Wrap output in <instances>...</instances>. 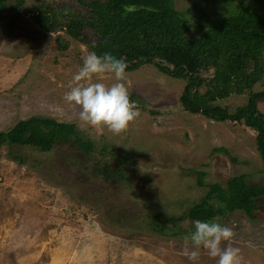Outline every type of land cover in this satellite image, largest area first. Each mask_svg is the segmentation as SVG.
<instances>
[{"label":"rangeland","instance_id":"374dc122","mask_svg":"<svg viewBox=\"0 0 264 264\" xmlns=\"http://www.w3.org/2000/svg\"><path fill=\"white\" fill-rule=\"evenodd\" d=\"M195 1L172 0L179 11ZM201 1L207 3L209 13H219L216 1ZM27 3L32 8L54 7L64 20L94 19L97 26L96 11L77 0ZM30 15H24L12 32L0 19V130L31 115L75 123L98 146L129 154L133 177L126 183L98 175L96 161L102 157L87 156L71 144L58 143L48 153L13 147L11 152L20 154L22 161L1 147L0 264H216L203 248L195 262L182 255L183 237L194 231L188 223H182L184 230L178 234L159 233L146 226L147 212L181 213L201 201L204 188L197 185L194 171L205 172L203 180L208 185L225 186L231 177L246 174L248 182L264 186L263 163L254 144L256 131L244 121L183 110L179 97L184 80L151 64L125 71L129 99L140 113L126 131L113 135L106 128L83 124L79 109L63 97L101 34L95 26L84 25L83 40L64 36L70 45L61 50L56 37L64 32L54 29L46 36ZM198 31L196 25L191 34ZM199 60L203 65L213 61L205 54ZM252 64L247 63L245 74ZM212 73L213 68H201L206 80ZM99 82L110 86L116 81L106 74ZM260 88L259 82L253 87ZM199 89L216 91L220 85ZM249 92H231L215 103L233 110L245 103ZM132 93L141 101L132 99ZM257 107L264 113L263 102H257ZM103 159L112 169L120 165L109 153ZM260 199L257 218L238 209L225 216L215 210L207 220L233 230V239L221 247L239 248L241 264H264V195ZM133 213L140 214L144 223L113 220Z\"/></svg>","mask_w":264,"mask_h":264},{"label":"trees","instance_id":"16d2710c","mask_svg":"<svg viewBox=\"0 0 264 264\" xmlns=\"http://www.w3.org/2000/svg\"><path fill=\"white\" fill-rule=\"evenodd\" d=\"M28 0H0V19L5 20L9 32L26 14H31L34 23L46 36L54 29L65 35H57L56 43L64 50L71 39H81L84 25L95 26L89 21L62 19L54 7L32 8ZM97 13L100 40L93 46L97 55L111 53L127 64L125 71H132L145 64L153 65L160 72L184 80L179 97L183 110L201 113L207 117L235 122L244 121L256 131L255 147L263 163L264 171V113L259 111L257 102L264 103V1L263 0H214L219 13L211 14L205 1L197 0L184 11L176 10L172 0H77ZM198 26V34H191L192 27ZM83 40V39H81ZM91 49V48H90ZM200 54L213 59L203 65ZM249 61L253 64L246 70ZM213 68L212 77L206 80L201 68ZM259 82L260 89L254 90ZM219 84L220 89L201 91V86ZM251 92L244 104L233 110L215 103L217 99L231 92ZM132 99L141 101L134 93ZM58 143L71 144L87 156L97 153L102 157L96 161V173L102 177L118 179L127 183L133 177L132 157L121 153L118 148H109L86 135L75 123L58 121L51 116L31 115L19 119L5 130H0V148L6 146L12 156L22 161L20 154L11 152L13 147H29L43 153L52 151ZM219 150V148L215 149ZM224 150L225 149H220ZM117 158L120 165L109 167L103 158L108 154ZM126 167L130 169L126 170ZM86 167V166H85ZM196 183L204 188L201 201L189 205L181 213H148L146 224L149 229L164 233L178 234L182 223L194 229L196 220L207 221L218 212L222 216L234 210H243L249 217L257 218V211L264 195V186L250 183L246 174L231 177L227 184H206L205 172L194 171ZM112 219V218H111ZM144 223L138 213L132 216L120 215L115 222L130 221Z\"/></svg>","mask_w":264,"mask_h":264},{"label":"clouds","instance_id":"9594fccd","mask_svg":"<svg viewBox=\"0 0 264 264\" xmlns=\"http://www.w3.org/2000/svg\"><path fill=\"white\" fill-rule=\"evenodd\" d=\"M126 67L123 59H117L109 52L97 55L89 51L84 56L82 67L73 76V84L63 97L69 106L79 109V120L83 124L106 128L113 135H119L140 115L123 82ZM106 74H111L116 82L110 86L99 82ZM234 235L227 226L196 220L194 231L183 237L182 255L195 262L200 255L199 249L203 248L209 257L216 259V264H241L239 248L230 244L221 247L222 242L231 241Z\"/></svg>","mask_w":264,"mask_h":264}]
</instances>
